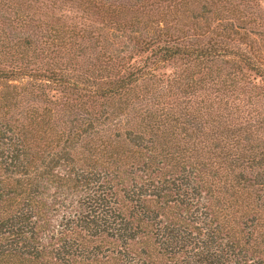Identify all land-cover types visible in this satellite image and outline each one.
Returning <instances> with one entry per match:
<instances>
[{"label":"trees","instance_id":"16d2710c","mask_svg":"<svg viewBox=\"0 0 264 264\" xmlns=\"http://www.w3.org/2000/svg\"><path fill=\"white\" fill-rule=\"evenodd\" d=\"M126 1L0 0V264H264V0Z\"/></svg>","mask_w":264,"mask_h":264},{"label":"rangeland","instance_id":"374dc122","mask_svg":"<svg viewBox=\"0 0 264 264\" xmlns=\"http://www.w3.org/2000/svg\"><path fill=\"white\" fill-rule=\"evenodd\" d=\"M58 1V0H54ZM137 0H131L126 1L125 4H130L132 8L136 6ZM174 1V0H172ZM209 0H192L190 3V6L192 7V10L194 13H197L200 11L201 6H208ZM146 3H150V7L147 10L149 13L155 12L157 14L158 11H160L162 8L165 9L168 5V3H172L171 0H144ZM58 3L59 6H52V10L49 12L50 16L46 17V20L43 21V23L40 25V29L33 28L32 25L24 24L20 27L9 29L7 33L9 34L11 39L16 40L17 38H21L26 36L27 39L33 40V41H39L41 39H49L50 37L53 38L55 35H49L46 33V30L44 29V25L48 23H51L54 27H62L67 32L72 31L75 29L77 32H80L79 29L81 27H86L90 29L89 35H91L89 38H85L84 40L89 41V43H94L95 46L89 48V51L93 50V52L98 49V46L103 44L105 50L109 52L111 55L114 56H122L127 54V48H129V40H128V29L126 24L123 27V25H115L112 21H108L105 18L101 17L95 12H86L82 10L80 7L74 5L73 3ZM156 9L158 11H156ZM10 16H12V13L7 11ZM205 14V12H204ZM199 19V17H197ZM80 25V26H79ZM86 25V26H84ZM174 25H182L181 22L177 21ZM78 28V29H77ZM187 37H191V30L186 31ZM124 33V34H123ZM77 35L69 36L67 33L62 35L63 38L68 37H74ZM9 37V38H10ZM79 38L76 37V41H78ZM83 42V41H81ZM52 54V53H51ZM82 62L78 57L75 59L71 58L69 64L67 66H70V69L67 71L71 72L73 70L72 67L77 68L78 65ZM167 69V68H165ZM76 71V70H75ZM27 78H18L15 80V82H23ZM57 213L55 214V216Z\"/></svg>","mask_w":264,"mask_h":264}]
</instances>
